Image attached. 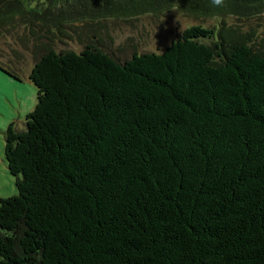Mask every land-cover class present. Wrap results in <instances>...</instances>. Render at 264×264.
I'll use <instances>...</instances> for the list:
<instances>
[{
  "label": "trees",
  "instance_id": "16d2710c",
  "mask_svg": "<svg viewBox=\"0 0 264 264\" xmlns=\"http://www.w3.org/2000/svg\"><path fill=\"white\" fill-rule=\"evenodd\" d=\"M63 4L81 20L174 8L264 17V0ZM254 35L193 26L123 64L92 46L44 54L26 129L5 132L18 194L0 197V264H264V38Z\"/></svg>",
  "mask_w": 264,
  "mask_h": 264
},
{
  "label": "rangeland",
  "instance_id": "374dc122",
  "mask_svg": "<svg viewBox=\"0 0 264 264\" xmlns=\"http://www.w3.org/2000/svg\"><path fill=\"white\" fill-rule=\"evenodd\" d=\"M5 3L0 6V65L19 79L15 83L0 70V197L3 198L18 194L16 177L9 172L6 161L5 132L11 124L19 132L26 129V117L38 103V90L30 75L49 50L82 53L92 46L123 64L134 54L163 53L190 27L212 29L224 21L254 33L258 41L264 38V17L201 18L174 8L160 15L96 16L81 20L76 17V6L63 4V0ZM89 8L85 11L97 13Z\"/></svg>",
  "mask_w": 264,
  "mask_h": 264
},
{
  "label": "crops",
  "instance_id": "0c3cea01",
  "mask_svg": "<svg viewBox=\"0 0 264 264\" xmlns=\"http://www.w3.org/2000/svg\"><path fill=\"white\" fill-rule=\"evenodd\" d=\"M1 70V69H0ZM3 71V70H2ZM7 76H9V80H11V81H15V83L18 81L17 79H13V78H11V76L10 75H8L7 74Z\"/></svg>",
  "mask_w": 264,
  "mask_h": 264
},
{
  "label": "clouds",
  "instance_id": "9594fccd",
  "mask_svg": "<svg viewBox=\"0 0 264 264\" xmlns=\"http://www.w3.org/2000/svg\"><path fill=\"white\" fill-rule=\"evenodd\" d=\"M214 2H215V3H219V2H220V0H214Z\"/></svg>",
  "mask_w": 264,
  "mask_h": 264
}]
</instances>
